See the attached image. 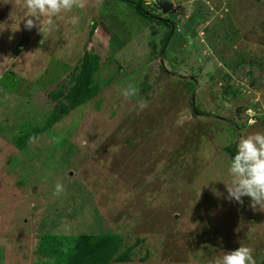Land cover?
I'll use <instances>...</instances> for the list:
<instances>
[{"label":"rangeland","instance_id":"1","mask_svg":"<svg viewBox=\"0 0 264 264\" xmlns=\"http://www.w3.org/2000/svg\"><path fill=\"white\" fill-rule=\"evenodd\" d=\"M142 4L174 27L87 0L42 33L0 0V264H38L56 232L117 235L110 264H215L241 244L264 264V211L222 182L228 149L264 133V0ZM84 54L96 94L47 125Z\"/></svg>","mask_w":264,"mask_h":264},{"label":"clouds","instance_id":"2","mask_svg":"<svg viewBox=\"0 0 264 264\" xmlns=\"http://www.w3.org/2000/svg\"><path fill=\"white\" fill-rule=\"evenodd\" d=\"M86 3L87 0H23L25 28L31 30L35 27L43 33L46 19L51 31L56 19L74 8L83 9ZM71 23L76 24L77 18L72 17ZM121 94L128 98L133 93L122 90ZM144 106L141 104V108ZM228 171L231 182L222 181L227 190L226 199L242 205L244 197H248L253 211H264V133L257 132L239 139ZM63 191V184L57 182L54 195L59 196ZM215 264H256L254 249L241 244L217 258Z\"/></svg>","mask_w":264,"mask_h":264},{"label":"trees","instance_id":"3","mask_svg":"<svg viewBox=\"0 0 264 264\" xmlns=\"http://www.w3.org/2000/svg\"><path fill=\"white\" fill-rule=\"evenodd\" d=\"M124 1L129 3V5L131 4L132 9L137 12L138 15L146 17L145 19L149 21L153 19L157 21V23H163L171 28L173 25H175L173 20L162 16V14H154L148 11L146 6L142 4V0ZM171 34L167 35L168 40ZM158 51H161L159 47ZM115 53L116 51L110 56L112 57ZM78 65V71H76V67L74 70L75 72L72 74V80L75 79V82L70 87L69 93L65 94L64 96L67 102L64 100L59 102L58 108L54 109V113L49 116L47 125H51L52 122L58 120L60 117L58 109L66 112L67 110L75 108L76 105L86 101L96 94L98 89L97 86L95 85L94 88L89 86L92 80V75L96 72L95 70L97 67L100 66L96 56L84 54V57L81 59L80 64ZM189 78L192 79V77ZM198 113L205 114L206 112L199 110ZM25 136H28V134ZM235 150L236 146L228 149L231 159H233L235 155ZM119 244V237L114 234L81 233L80 235L76 236L69 234H58L57 232L44 233L40 238L38 248L39 253L37 252L38 254L36 257L38 259V264H110L111 260L116 257V252L118 253ZM122 253H126V251H123ZM122 256V254H119L117 257ZM125 258H128V254L122 259Z\"/></svg>","mask_w":264,"mask_h":264},{"label":"water","instance_id":"4","mask_svg":"<svg viewBox=\"0 0 264 264\" xmlns=\"http://www.w3.org/2000/svg\"><path fill=\"white\" fill-rule=\"evenodd\" d=\"M192 103H194V98L192 97Z\"/></svg>","mask_w":264,"mask_h":264}]
</instances>
